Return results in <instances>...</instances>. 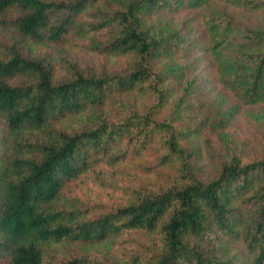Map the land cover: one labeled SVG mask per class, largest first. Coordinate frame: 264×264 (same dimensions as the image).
Returning a JSON list of instances; mask_svg holds the SVG:
<instances>
[{
  "label": "trees",
  "instance_id": "trees-1",
  "mask_svg": "<svg viewBox=\"0 0 264 264\" xmlns=\"http://www.w3.org/2000/svg\"><path fill=\"white\" fill-rule=\"evenodd\" d=\"M182 9L202 28L197 46L219 87L237 107H264V22L241 20L263 13L264 0H0L10 33L0 40V264H264V152L244 158L224 132L228 117L213 116L223 155L204 178L193 125L180 120L198 78L167 62L191 41L163 19ZM68 36L128 61L96 73L63 59L58 75L34 48ZM133 91L153 106L110 118L106 101ZM174 95L173 112L155 118ZM149 150L165 171L160 187L132 186L108 208L64 193L86 174L104 184L94 168ZM115 240L129 245L123 262L106 256Z\"/></svg>",
  "mask_w": 264,
  "mask_h": 264
},
{
  "label": "rangeland",
  "instance_id": "rangeland-1",
  "mask_svg": "<svg viewBox=\"0 0 264 264\" xmlns=\"http://www.w3.org/2000/svg\"><path fill=\"white\" fill-rule=\"evenodd\" d=\"M173 28H180L183 37L191 41V47L182 55H174L167 62L180 66V75L185 79L198 78V89L192 95L189 104L182 111L181 122L189 121L192 123V130L195 131L191 138V144L199 152L197 166L202 177L210 176L216 167L217 158L222 157L223 146L219 143L216 136L209 130L208 126L213 120L228 117L225 133L234 142L237 150L244 158L260 155L264 152V107L246 108L237 107L236 101L216 82L214 68L209 60L198 48L202 41V28L188 10L182 9L177 14L164 18ZM243 22L247 24L264 22V12L256 14H242ZM164 21V22H165ZM94 41L105 39L103 33L93 34ZM10 33L6 30L0 31V40H7ZM6 42H9L8 40ZM90 39L78 40L68 36L62 42L45 44L43 47H35L34 51L38 54H48L52 59L54 70L58 75L65 72L61 60L67 59L81 70L90 72H109L115 69L121 70L125 67L127 59H114L101 54L92 48ZM34 45H32V48ZM180 89L176 87L175 94H179ZM166 101L162 112L155 118L169 116L173 112V98ZM153 106L152 98L147 94L137 91L124 94H112L106 101L104 110L112 119H120L126 115L142 113ZM186 106V104L184 105ZM230 115L231 117L227 116ZM182 118V119H181ZM206 122V126L203 122ZM227 120V119H226ZM78 119H65L66 125L77 122ZM211 154L213 158H211ZM157 153L152 150L147 151L139 157L130 156L125 162L116 168L108 166L94 168L98 172L104 184L95 180L96 174H86L77 181L65 186L66 195L76 197L81 203H99L105 208L120 204L126 199L125 189L134 186L145 188H158L164 182L165 171L160 170L157 165ZM151 168L152 171H146ZM85 204V203H84ZM83 204V205H84ZM135 238L146 242L147 237L142 234H134ZM115 240L113 247L108 253V259L123 262L122 254L129 250L127 243ZM233 254L237 250L231 251ZM236 254H240L237 252ZM242 255V254H241ZM231 257V256H230ZM233 259H237L235 256Z\"/></svg>",
  "mask_w": 264,
  "mask_h": 264
}]
</instances>
